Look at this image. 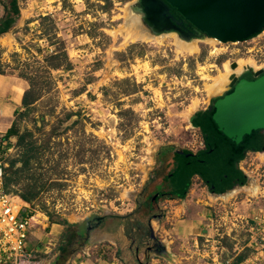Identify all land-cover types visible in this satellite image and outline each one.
<instances>
[{
    "label": "rangeland",
    "instance_id": "374dc122",
    "mask_svg": "<svg viewBox=\"0 0 264 264\" xmlns=\"http://www.w3.org/2000/svg\"><path fill=\"white\" fill-rule=\"evenodd\" d=\"M9 1L0 0V18ZM15 1L19 15L1 37L11 39L9 45L0 40V72L25 81L33 101L16 115L13 135L0 137V144L6 168L14 163L6 191L17 197L33 189L30 214L36 221L30 231L53 236L32 235L33 256L39 264H104L112 258L169 264L165 238L151 239L161 233L160 220H149L142 207L155 192L167 193L161 180L175 151L204 148L200 131L190 126V106L196 100L195 112L203 110L228 92L208 99V80L225 61L250 59L255 70L262 68L264 32L243 42L216 40L215 46L209 38L193 37L198 53L176 57L167 32L159 34L161 45L119 46L121 37L112 36L124 23L126 8H141L138 0ZM238 167L257 186L254 196L241 188L214 197L191 178L188 199L199 206L191 217L204 221L198 242L187 241L176 263L170 251V264H264V157L247 153ZM164 197L153 203V212ZM101 216L123 227L120 240L130 243L131 255L118 242L105 244L106 261L81 253L91 244L77 243L76 232ZM175 235L170 232V239ZM61 248L69 252L64 262ZM238 256L243 259L236 263Z\"/></svg>",
    "mask_w": 264,
    "mask_h": 264
},
{
    "label": "water",
    "instance_id": "95a60500",
    "mask_svg": "<svg viewBox=\"0 0 264 264\" xmlns=\"http://www.w3.org/2000/svg\"><path fill=\"white\" fill-rule=\"evenodd\" d=\"M141 22L152 35L175 33L180 22L169 14L170 9L190 26L202 33L204 37L215 39L221 43L245 41L264 28V0H138ZM148 28V29H147ZM264 32V31H263ZM180 39L190 41L191 35L175 33ZM234 66V65H233ZM251 72V69H247ZM252 80L232 76L228 91L217 97L208 107L214 110L212 120L227 138L240 142L252 131H264V72L253 71ZM264 152V144L261 149ZM182 153V151H180ZM238 167V164L236 165ZM244 185H236L232 189L212 196L219 197L230 194L234 189ZM213 191L214 187H210ZM152 233V229H151Z\"/></svg>",
    "mask_w": 264,
    "mask_h": 264
},
{
    "label": "trees",
    "instance_id": "16d2710c",
    "mask_svg": "<svg viewBox=\"0 0 264 264\" xmlns=\"http://www.w3.org/2000/svg\"><path fill=\"white\" fill-rule=\"evenodd\" d=\"M4 9L5 14L0 18V35L6 33L14 25L19 15L15 0H10L8 5L4 6ZM230 92L231 90L227 94ZM30 94L29 91H26L23 95L22 104L24 108L33 101L29 99ZM216 99L212 101L214 102ZM213 112V109L211 111L205 110L196 112L193 115L191 125L200 131L205 148L197 154H192L185 150L182 153L180 151L173 153L174 167L167 178L170 183V192L167 191L166 196L184 199L190 188L191 178L194 175L199 176L207 187L213 186L214 191L218 194L226 192L236 185L242 186L245 184L246 177L241 170L236 168V165L245 158L247 152L262 153L261 149L264 144L262 130L252 131L249 135H245L240 142L236 143L218 130L212 120ZM12 135L13 126L6 132L4 139L7 140ZM28 163L29 157H26L22 161V165L27 167ZM13 166L14 163L10 162L8 168L4 170L5 190H7L9 182H11L6 175L12 170ZM36 196L37 193L29 188L28 191L17 194L15 200L30 214V204ZM60 250L59 262H64L69 252L67 248H61ZM242 259L243 256H238L236 263L241 262Z\"/></svg>",
    "mask_w": 264,
    "mask_h": 264
},
{
    "label": "crops",
    "instance_id": "0c3cea01",
    "mask_svg": "<svg viewBox=\"0 0 264 264\" xmlns=\"http://www.w3.org/2000/svg\"><path fill=\"white\" fill-rule=\"evenodd\" d=\"M5 14V9L3 8V15ZM2 15V17H3ZM0 35V40L1 37L4 35ZM7 34L6 36H8ZM27 91V86L26 82L16 78L11 75H7L4 73H0V137H4L6 132L13 126L15 122V117L16 115L22 111L23 109V104H22V99L24 93ZM207 106L203 110L199 111H205L208 110ZM197 111V112H199ZM196 112H194L190 116V126L191 125V119L193 115ZM194 128V127H193ZM196 129V128H195ZM198 130V129H197ZM247 153H253V154H259V153H254V152H247ZM246 153V154H247ZM170 159V157H169ZM169 165V172L165 174V176L162 177V182L164 183L165 190L170 192V183L167 178L170 176V171L173 169L174 164H173V154L171 155V164L170 160L165 162V167ZM161 188V187H159ZM189 191V190H188ZM188 194V193H187ZM186 194L184 199H176V198H170V197H164L161 201L162 203L159 204V210L156 212H153L156 210L152 205L151 206H143L142 211L143 215H146L147 218H150L149 220H160L158 221V229L161 231V233H165V235H168V238L166 236H162L161 233L155 234V239L154 241H157L161 243L160 239H164L166 241V246L168 249V252H164V258L167 260V262L170 264V251H172V256H173V262L176 263L178 262L177 257L181 255V247L185 245V243L188 241L189 243L193 242V244H196L198 242V238L200 237V234H198V228L200 226V223H202L204 220H201L200 218L196 217H191L193 212H197L199 206H197V202L193 203L191 200L188 199V195ZM210 194V193H209ZM180 202L181 205L174 206L173 204ZM176 211L179 212V214H176ZM166 212V213H165ZM186 214V215H185ZM180 215V216H179ZM33 216V221L35 222L36 220V215L32 214ZM181 217L180 219L175 218ZM182 216H187L186 218H182ZM98 218L99 223L93 222V219L85 223V226L87 227L86 230H78L76 233L77 243H84L85 244H91L90 246L87 245V250H85V246L82 247L81 253L82 254H88L89 258H95L100 259V260H105L107 253H105L104 249H107L108 247H105V244L108 243H117L122 245L121 247H124L127 249V252L129 255H131V245L128 243L126 240L122 241L120 239L123 233V227H115L111 223L105 222V217H96ZM42 227H47L45 226L46 224H42ZM151 225V224H150ZM35 223L33 225V229L35 228ZM57 226V225H56ZM61 228V227H60ZM49 229V228H48ZM62 229V228H61ZM62 231V230H59ZM170 232L175 233L176 235L173 236V238L170 239ZM201 232L204 234L207 231L204 230L203 228L201 229ZM54 233V231H53ZM32 235H35L43 239L44 237L46 240L51 239L53 236H51V233L48 234H40L36 232L30 231V234L28 236V240L26 242V247L28 251H31L29 249V240ZM55 235V233H54ZM182 235V236H180ZM195 235V236H194ZM48 236V237H46ZM195 238H193V237ZM197 236V237H196ZM54 239V238H53ZM55 240V239H54ZM91 240V241H90ZM43 241V240H41ZM191 241V242H190ZM91 242V243H89ZM170 243H171V248H170ZM182 243V244H181ZM46 245L51 246L50 242L46 241ZM111 245V244H110ZM178 245V247H176ZM102 246V248H101ZM38 247V246H37ZM49 249V248H47ZM171 249V250H170ZM163 250L166 251V247ZM85 251V252H84ZM131 251V252H130ZM32 252V251H31ZM190 253H194V251H191ZM33 255V253H32ZM95 255V256H94ZM92 256V257H91ZM176 258V259H175ZM112 261H106L104 264H123L119 259L117 258H112ZM58 260L56 261L55 264H57ZM117 262V263H114ZM131 264V263H130ZM133 264H142L140 261L135 262Z\"/></svg>",
    "mask_w": 264,
    "mask_h": 264
},
{
    "label": "bare ground",
    "instance_id": "6f19581e",
    "mask_svg": "<svg viewBox=\"0 0 264 264\" xmlns=\"http://www.w3.org/2000/svg\"><path fill=\"white\" fill-rule=\"evenodd\" d=\"M25 15V13H24ZM141 14L136 9L135 11H130L129 8L124 10V23L121 24L118 29L110 31L113 37L119 35L121 37V43L119 46H125L130 43H151L154 42L156 44L161 45L163 43L164 35H152L150 34L146 28H144L140 22ZM142 19V18H141ZM170 38H172V43L174 47V53L176 57H183L185 55H194L198 53V45L197 41L190 40L184 41L180 39L176 34L170 33ZM10 35L3 38L1 41L5 45H9L10 43ZM212 46L219 44L215 39H206ZM234 65V66H233ZM257 69L256 64L250 59L239 58L234 63H230L229 61H225L222 64V69L218 71V73L212 76L208 83L204 85V91L206 93L207 98H211L223 93L230 84V79L232 76H240L247 69ZM199 108L198 101H193L190 106L189 113L195 112ZM260 156L264 157V152L259 153ZM242 189L246 194L250 196H254L257 191V186L252 182H248V184Z\"/></svg>",
    "mask_w": 264,
    "mask_h": 264
},
{
    "label": "built area",
    "instance_id": "2783aa9c",
    "mask_svg": "<svg viewBox=\"0 0 264 264\" xmlns=\"http://www.w3.org/2000/svg\"><path fill=\"white\" fill-rule=\"evenodd\" d=\"M5 168L0 144V264H39L26 249L33 216L5 190Z\"/></svg>",
    "mask_w": 264,
    "mask_h": 264
},
{
    "label": "flooded vegetation",
    "instance_id": "af4514ba",
    "mask_svg": "<svg viewBox=\"0 0 264 264\" xmlns=\"http://www.w3.org/2000/svg\"><path fill=\"white\" fill-rule=\"evenodd\" d=\"M136 9H140V7L139 8H136ZM174 9H170L169 10V14L173 17V19L174 20H176V21H178V22H180V24L179 25H176L173 21L171 22V24L172 25H175L176 27H177V30H173L175 33H177L178 35H179V32H182V33H184L185 35H191V36H193V37H200V36H204L202 33H200V32H198L196 29H194L192 26H190L187 22H185L176 12H175V10L173 11ZM263 31H264V28L259 32V34H261V33H263ZM259 34H257V35H259ZM257 35H254V36H252L251 38H254L255 36H257ZM251 38H249V39H251ZM240 42H243V41H240ZM255 63V62H254ZM262 68H260L259 70H262L263 72H264V65L263 66H261ZM251 69V68H250ZM253 70V69H252ZM253 71H257V70H253ZM255 78V76H254V73L253 72H246V73H244V74H242V76L240 77V79H245V80H252V79H254ZM228 88V87H227ZM262 133H263V136H264V131H262ZM203 144H204V141H203ZM204 148H205V145H204ZM204 148L203 149H201V150H197L196 151V153H192V154H197L199 151H202V150H204ZM239 169V168H238ZM198 180H200L201 182H202V184H204V182L200 179V177L199 176H197V175H194ZM205 185V184H204ZM206 186V185H205ZM207 187V186H206ZM210 187L211 186H209V187H207V189H208V192L210 193V194H212V192H215L214 191V189H213V191H211V189H210ZM216 193V192H215ZM163 194H166V192L164 193V192H155V195L153 196V197H151V199L150 200H147L145 203H144V206H151V205H153V203L159 198V196L160 195H163ZM216 194H218V193H216ZM167 197H169V196H167ZM171 198V197H170ZM99 221L100 220H98V218H94L93 219V222H95V223H99ZM150 232H151V228H150ZM151 239H155L154 237H153V235L151 234Z\"/></svg>",
    "mask_w": 264,
    "mask_h": 264
}]
</instances>
